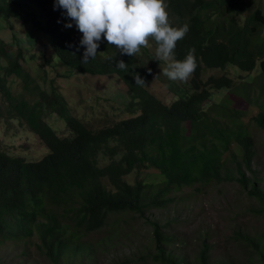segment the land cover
<instances>
[{"label": "trees", "instance_id": "trees-1", "mask_svg": "<svg viewBox=\"0 0 264 264\" xmlns=\"http://www.w3.org/2000/svg\"><path fill=\"white\" fill-rule=\"evenodd\" d=\"M165 2L172 26L189 25V32L176 44L174 58L182 60L195 49L197 62L187 87L164 80V86L176 97L169 101L146 88L151 71L138 54H121L104 39L96 57L81 63L82 33L64 9L54 8L55 0H0V21L11 19L31 26L48 52L46 57L64 67L65 75H111L109 80H116L128 99L124 106L114 108L117 116H126L93 125L71 112L69 101L53 84L48 90L40 88L23 67L20 50L0 39L4 62L0 64V121L5 125L13 120L26 126L47 148L36 160L0 149V242L34 234L38 252L52 264H59L66 254L80 252L87 244L80 242L82 236L105 226L109 214L130 212L151 228L153 260L186 264L166 250L169 238L163 226L144 215L150 209L165 207L173 200L171 193L192 184L233 181L264 213V188L251 168L253 142L245 130L248 109L239 107L240 101L248 105L253 111L250 119L264 129V95L258 94V98L256 93L249 100L253 94L248 87L238 103L224 107L210 102L204 109L210 90L229 89L232 80L226 74L200 77L204 68L224 70L227 65L244 72L249 80L257 64L264 72V38L260 33L264 15L256 7L237 21L232 14L237 0ZM67 23L72 27H65ZM146 51L141 49V53ZM148 58H153L149 52ZM120 60L128 65L127 72L116 67ZM134 75L144 84H136ZM8 78L15 79L20 89H11ZM50 114L63 120L69 136L55 134L45 121ZM148 170L158 177L154 184L138 176ZM129 174H135L131 180L126 179ZM234 238L247 244L264 264L260 239L238 231ZM209 248L206 242L201 243L196 264H212Z\"/></svg>", "mask_w": 264, "mask_h": 264}, {"label": "rangeland", "instance_id": "rangeland-1", "mask_svg": "<svg viewBox=\"0 0 264 264\" xmlns=\"http://www.w3.org/2000/svg\"><path fill=\"white\" fill-rule=\"evenodd\" d=\"M237 3L232 14L239 22L242 21L244 13L256 7H259L264 15V0H237ZM260 33L264 38V26H261ZM37 36L39 37L26 23L11 19L7 22L0 21V39L20 50L22 65L29 71V76L42 89L48 90L51 84L60 89L64 98L69 101L73 114L77 113L81 119L93 125L126 116V113L120 114L122 116L116 115L114 108L124 106L128 99L119 83L109 80L111 75H65L64 67L52 63L46 57L48 52L40 46ZM142 48L147 51L141 53L140 50L138 57L151 71V76L145 83L146 88L163 101L176 98L164 86V80L167 78L162 70L166 63L148 58V52L154 56L156 46L149 41L148 47ZM3 63L0 58V64ZM220 74L231 78V88L211 89L210 99L202 106L204 109L210 106V102L219 105L222 103L224 107L231 102L236 104L248 87L253 94L249 95V100L256 96V93L264 95V72L258 64L251 72V80L244 72L231 65H227L224 70L204 68L200 77L205 79L208 75ZM174 83L179 87H187V82ZM7 84L13 90L20 89L15 79L8 78ZM243 99L247 103L246 97ZM239 107L248 109L245 130L253 142L251 168L255 171L259 185L264 188V129L250 119L253 111L249 110L248 105L240 101ZM208 113H211V109ZM45 121L56 135L69 136L63 120L56 115L46 116ZM0 149L27 160H36L47 152V148L35 134L13 120L5 125L0 121ZM232 149L237 152L235 147L232 146ZM245 172L248 174V171ZM134 175L129 174L126 179L131 180ZM138 176L151 181L152 184L158 178L152 170L140 172ZM169 196L173 200L165 207L150 209L144 215L163 226L162 229L169 238L166 250L176 256L180 263L196 264V253L201 243L206 242L210 246L209 256L212 264H263L247 244L234 238V233L238 231L254 236L264 244V213L257 210L258 203L248 197L236 182L192 184L183 186ZM34 241L36 237L32 234L23 239H5L0 242V264H52L38 252ZM80 242L87 244L80 252L61 257L59 264H161L151 258L154 248L150 226L134 213L109 214L105 226L82 236Z\"/></svg>", "mask_w": 264, "mask_h": 264}, {"label": "clouds", "instance_id": "clouds-1", "mask_svg": "<svg viewBox=\"0 0 264 264\" xmlns=\"http://www.w3.org/2000/svg\"><path fill=\"white\" fill-rule=\"evenodd\" d=\"M53 6L64 9L82 33L79 43L84 46L83 64L96 57L102 39L121 54L133 57L153 40L156 48L152 59L166 63L162 72L168 80L187 82L197 68L195 49L182 60L174 58L176 44L189 32V25L170 24L165 0H55ZM65 27L71 28L72 23ZM127 66L123 60L116 62V67L125 72ZM134 79L136 84H144L139 75Z\"/></svg>", "mask_w": 264, "mask_h": 264}]
</instances>
